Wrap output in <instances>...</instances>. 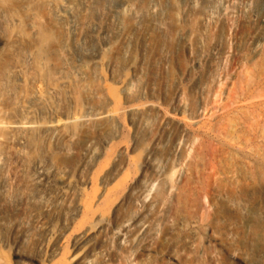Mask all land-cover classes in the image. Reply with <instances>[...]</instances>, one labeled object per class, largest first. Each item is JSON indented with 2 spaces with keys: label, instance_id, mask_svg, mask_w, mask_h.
Wrapping results in <instances>:
<instances>
[{
  "label": "bare ground",
  "instance_id": "bare-ground-1",
  "mask_svg": "<svg viewBox=\"0 0 264 264\" xmlns=\"http://www.w3.org/2000/svg\"><path fill=\"white\" fill-rule=\"evenodd\" d=\"M235 17L257 53L264 0H0V249L11 264H46L66 246L65 264H133L161 248L186 123L209 113L226 80ZM216 31L224 41L206 54ZM105 153L94 203L130 174L70 234L77 196ZM226 202L237 221L220 247L250 264L254 243L264 254V206Z\"/></svg>",
  "mask_w": 264,
  "mask_h": 264
},
{
  "label": "rangeland",
  "instance_id": "rangeland-1",
  "mask_svg": "<svg viewBox=\"0 0 264 264\" xmlns=\"http://www.w3.org/2000/svg\"><path fill=\"white\" fill-rule=\"evenodd\" d=\"M250 31L249 24L237 17L233 19L223 63L226 80L219 94L210 101L209 113L195 124L186 123L190 143L181 174L168 199V226L162 246L135 259L133 264L238 263L220 247L227 222L237 221L235 208L226 201L245 200L264 206V38L258 52L250 53L247 49ZM222 41L223 33L214 32L212 39L203 41L205 53L210 51L212 42ZM172 53L181 66L187 63L178 44H173ZM199 69L204 79L206 65ZM150 70H155L153 64ZM188 99L192 105L195 103L191 93ZM106 162L108 155L105 153L89 176L90 182L79 192L80 211L68 233L89 221L93 210H105L108 195H112L121 180L130 174V170H126L119 179L108 184L101 202L94 203L95 194L100 190L96 173ZM261 245L256 242L251 246L252 264L264 262ZM68 248L66 246L46 264H65ZM23 250L36 252L33 244H27ZM0 264H11L8 251L0 249Z\"/></svg>",
  "mask_w": 264,
  "mask_h": 264
}]
</instances>
